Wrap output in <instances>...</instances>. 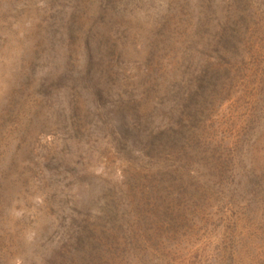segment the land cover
Wrapping results in <instances>:
<instances>
[{
  "label": "rangeland",
  "instance_id": "rangeland-1",
  "mask_svg": "<svg viewBox=\"0 0 264 264\" xmlns=\"http://www.w3.org/2000/svg\"><path fill=\"white\" fill-rule=\"evenodd\" d=\"M0 264H264V0H0Z\"/></svg>",
  "mask_w": 264,
  "mask_h": 264
}]
</instances>
